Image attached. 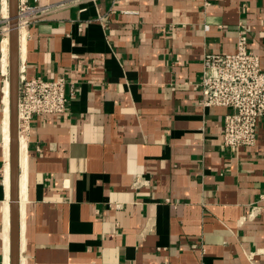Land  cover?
Masks as SVG:
<instances>
[{
    "label": "crops",
    "instance_id": "obj_1",
    "mask_svg": "<svg viewBox=\"0 0 264 264\" xmlns=\"http://www.w3.org/2000/svg\"><path fill=\"white\" fill-rule=\"evenodd\" d=\"M20 1L66 5L23 28L24 47L19 28V71L75 88L67 114L35 116L23 134L20 260L264 264V117L255 146L228 149L230 110L204 107L200 86L204 57L235 53L240 31L264 69V0ZM7 18L0 0V264Z\"/></svg>",
    "mask_w": 264,
    "mask_h": 264
},
{
    "label": "built area",
    "instance_id": "obj_2",
    "mask_svg": "<svg viewBox=\"0 0 264 264\" xmlns=\"http://www.w3.org/2000/svg\"><path fill=\"white\" fill-rule=\"evenodd\" d=\"M117 1L113 0V4ZM65 5H31L20 1L19 28L39 21ZM100 20L104 21V17H100ZM7 28H10L9 18L3 21V40L8 36ZM205 28L209 29L208 26ZM200 86L204 107H225L230 110L224 120V146L233 151L255 146L259 123L264 117V69L261 57L250 49L245 31L239 33L235 53L208 54L204 57ZM74 95V85L65 76L54 79L29 78L24 71H19V133H28L35 116L67 114L69 101ZM263 202L264 195L259 199V203Z\"/></svg>",
    "mask_w": 264,
    "mask_h": 264
},
{
    "label": "water",
    "instance_id": "obj_3",
    "mask_svg": "<svg viewBox=\"0 0 264 264\" xmlns=\"http://www.w3.org/2000/svg\"><path fill=\"white\" fill-rule=\"evenodd\" d=\"M19 2L9 3V83H10V264H20V208H19Z\"/></svg>",
    "mask_w": 264,
    "mask_h": 264
},
{
    "label": "bare ground",
    "instance_id": "obj_4",
    "mask_svg": "<svg viewBox=\"0 0 264 264\" xmlns=\"http://www.w3.org/2000/svg\"><path fill=\"white\" fill-rule=\"evenodd\" d=\"M10 31V30H9ZM7 34H8V28H7ZM10 37V32H9ZM9 37H5L4 39V51H5V73L8 74V66H9V57H8V45L10 47V39ZM20 41L22 43V47H24L25 43V31L23 29V26L20 27ZM4 92H5V147H6V153H7V160H6V166H5V182L7 189L9 191L10 187V142H11V136H10V83L8 80H6L5 86H4ZM19 165H20V179H19V208H20V241L21 246L20 250L21 252L24 249L25 245V238H24V216H25V204H26V189H27V148H26V141L23 133H19ZM9 206V204H8ZM11 209V206L9 207ZM8 209V213H9ZM10 226H11V212L9 215V221L8 226L6 229V239L4 241V248H5V264H10ZM20 264H24V260H20Z\"/></svg>",
    "mask_w": 264,
    "mask_h": 264
},
{
    "label": "rangeland",
    "instance_id": "obj_5",
    "mask_svg": "<svg viewBox=\"0 0 264 264\" xmlns=\"http://www.w3.org/2000/svg\"><path fill=\"white\" fill-rule=\"evenodd\" d=\"M9 30H10V28H8V34H9V32H10ZM8 37H9V35H8ZM8 50H9V49H8ZM8 75H9V74H8ZM23 134H24V133H23ZM19 136H20V134H19Z\"/></svg>",
    "mask_w": 264,
    "mask_h": 264
}]
</instances>
